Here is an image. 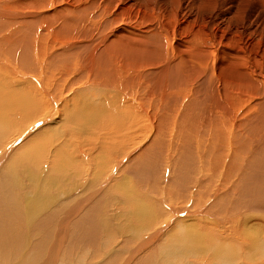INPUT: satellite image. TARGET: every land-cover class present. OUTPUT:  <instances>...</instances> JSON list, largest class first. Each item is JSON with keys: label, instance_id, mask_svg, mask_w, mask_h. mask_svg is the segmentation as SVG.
<instances>
[{"label": "bare ground", "instance_id": "obj_1", "mask_svg": "<svg viewBox=\"0 0 264 264\" xmlns=\"http://www.w3.org/2000/svg\"><path fill=\"white\" fill-rule=\"evenodd\" d=\"M0 75V264H264V0H0Z\"/></svg>", "mask_w": 264, "mask_h": 264}, {"label": "rangeland", "instance_id": "obj_2", "mask_svg": "<svg viewBox=\"0 0 264 264\" xmlns=\"http://www.w3.org/2000/svg\"><path fill=\"white\" fill-rule=\"evenodd\" d=\"M263 1V0H262ZM261 5H263V3H261ZM246 6H249V5H246ZM252 8V7H251ZM63 49V48H62ZM62 49H59L58 50V48H57V50L58 51H61ZM43 62V61H42ZM41 62V63H42ZM47 65H49V64H47ZM50 74H49V72H47L46 74L44 73V76L47 78V76L49 77V78H51V79H53V77H54V79L56 78L55 76H58V74H57V72H55L54 71V66H51V64H50ZM53 67V68H52ZM42 70H43V67L41 68V76L43 77V72H42ZM39 72V71H38ZM35 73V74H34ZM34 73H32V74H34V75H36L37 76V74H36V72H34ZM53 73H54V75H53ZM57 74V75H56ZM53 75V77H51ZM0 77L1 78H4V77H7L9 80H10V82H11V84L13 85V86H21V87H25L26 89L25 90H28L29 92H32V93H34V94H38V93H42L38 88H35V87H32V86H30V85H28V86H23L22 85V83L23 82H25V81H22V79L20 78V76H16V75H13V76H8V75H0ZM50 79V80H51ZM42 90V89H41ZM83 90H93V89H88V88H84ZM95 90L96 89H94L93 91H90L91 92V94H92V96H94L95 94H94V92H95ZM43 94V93H42ZM15 119H16V121L17 122H20L21 121V115L20 114H17L16 115V117H15ZM55 121V122H54ZM54 121H49L48 123L47 122H45L44 123V128H47V130H50V129H52V130H50V132L52 131L53 133H54V135H56L57 136V134H61L62 132H65V131H67V129L70 127H75L76 126V124H74V123H71V122H64V121H62L61 122V120H59V119H54ZM59 122V123H58ZM42 123V125H43V121L42 122H39V123H37L38 125H40ZM58 123V124H57ZM48 126H47V125ZM50 124V125H49ZM100 124H105L104 123V121H101V123ZM40 126L39 128H41V130H43V126ZM50 126V127H49ZM38 128V129H39ZM48 128H50V129H48ZM1 130V129H0ZM36 130L37 129H35V130H32L31 132H29V134L30 133H32V134H27L26 135V137H21V140L22 141H20V142H17V144L18 145H16V146H14V148L12 149L13 151L12 152H15V150L17 149V146H19V144H21L22 142H26L27 140H28V138L31 136V137H34L35 136V134H36ZM97 130V129H96ZM98 131V130H97ZM18 132L19 131H14L8 138H12V137H17L18 136ZM35 132V133H34ZM59 132V133H58ZM101 132H104V131H101ZM42 135H43V133H42ZM36 137V136H35ZM6 138V137H5ZM3 139V141L5 142V144L7 143V139L8 138H6V139ZM49 138V137H48ZM63 138H65L66 140H64ZM86 138H88V140L91 138V137H55V138H49V139H47V140H44L43 139V145L44 146H46L48 149L49 148H51L52 146H54L53 148H54V150H57L58 148H60V146H61V144H62V141H63V143H65L66 145H67V147H65V150L66 151H72L73 152V150L74 149H76V145L77 144H79L81 147H83L84 146V144L86 143ZM115 138L116 137H104V138H102V137H92L90 140H89V142L91 141V143L93 142V144L96 146V149L97 150H95L94 152H93V155H92V153L90 152L89 154H88V156L90 157V161L91 160H93L94 161V163L93 162H91V163H93V165L92 166H95V167H97V164H98V166H100L101 164H104V163H102L100 160H99V152L103 149V147H108L109 146V142L110 141H114L115 142ZM82 139V140H81ZM96 141H95V140ZM103 139V140H102ZM97 140H99V141H97ZM67 141V142H66ZM102 141V142H101ZM47 142H48V144H47ZM50 142V143H49ZM52 142H53V145H52ZM88 142V141H87ZM95 142V143H94ZM96 142H98V143H96ZM100 142V143H99ZM37 144H40L41 143V141L40 140H38L37 142H36ZM35 143V144H36ZM83 145H82V144ZM108 143V144H107ZM4 143H2V145H3ZM51 144V145H50ZM107 144V145H106ZM50 146V147H49ZM101 147V148H100ZM21 149V148H20ZM1 150V149H0ZM9 152H11V150L9 151ZM11 152V153H12ZM10 153V154H11ZM101 153V152H100ZM53 154V153H52ZM52 154L51 155H48L47 156V160H46V164L43 166V170H44V172H43V176H42V178L40 179V181H38V182H33V183H30L29 185H28V189H29V194H28V197L26 198H23V200L25 201V202H28V206H29V208H30V211L32 212L33 210H35L37 207H38V205L40 204V199H39V195H43V193H45V194H47L48 196H50V195H54V194H56L57 192V190L59 189V187H60V184L59 185H57V186H55V185H53L51 182H48L47 181V177H49V174H50V172H49V170H48V167H47V169L45 168L46 166H49V165H51V163H52V161L53 160H55V159H57V158H52ZM95 154V155H94ZM8 158V157H7ZM99 161V162H98ZM55 162V161H54ZM53 162V163H54ZM57 162V161H56ZM71 169H73V168H69V172L70 171H72ZM9 188L12 190V191H17V189H16V187L14 186V183H11L10 185H9ZM19 198H21V197H19ZM22 199V198H21ZM110 199H111V197L110 196H108V199L107 200H104V202H107V201H110ZM123 203L125 202L124 200L122 201ZM123 203H121L122 205L121 206H123ZM90 205H92V203H90L87 207H89ZM121 209H123V208H121ZM123 212V211H122ZM127 214V213H126ZM39 217H42V216H45L46 215V213H44L43 214V210H41V211H39L38 212V214H37ZM182 216H186V215H182ZM129 217V216H128ZM116 219H119L118 217L116 218ZM128 222L127 223H129V221L130 220H127ZM131 222V221H130ZM179 223H176V225L175 226H177ZM32 232H34V229H32ZM116 233H117V230H116ZM129 238H131V237H129ZM68 245V243L66 242V240L64 241V246H67ZM65 248V247H64ZM65 249H62L61 250V252L62 251H64ZM245 252L246 253H250L251 251L249 250V249H245ZM204 259H206V264H216L215 263V260H213L211 257H207L206 255H205V253H201L200 254ZM192 260H194V259H192ZM218 262V264H226L222 259L221 260H218L217 261ZM158 264H170L168 261H167V259L164 257V258H162L161 260H160V262L158 263Z\"/></svg>", "mask_w": 264, "mask_h": 264}]
</instances>
